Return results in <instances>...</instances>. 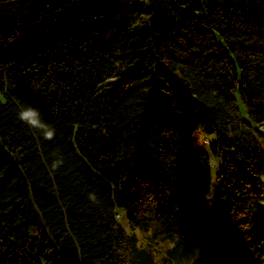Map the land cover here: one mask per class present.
I'll use <instances>...</instances> for the list:
<instances>
[{"label": "trees", "instance_id": "obj_1", "mask_svg": "<svg viewBox=\"0 0 264 264\" xmlns=\"http://www.w3.org/2000/svg\"><path fill=\"white\" fill-rule=\"evenodd\" d=\"M0 92V264H264V0H0Z\"/></svg>", "mask_w": 264, "mask_h": 264}, {"label": "rangeland", "instance_id": "obj_2", "mask_svg": "<svg viewBox=\"0 0 264 264\" xmlns=\"http://www.w3.org/2000/svg\"><path fill=\"white\" fill-rule=\"evenodd\" d=\"M218 39L220 40V36L219 34L217 33L216 34ZM239 78H240V74H239ZM0 97H2V93L0 92ZM236 98H237V102H238V105L240 107V111H241V114L244 118H247L248 117V111H247V107L246 105L244 104L241 96H240V93H239V82L238 84L236 85ZM209 139L212 137L211 135H208ZM193 139H194V143L196 146L198 147H201V148H207L208 147V143L206 141L207 137L205 134H203L202 131H198L194 134L193 136ZM216 161L217 159H212V171H213V174H215L216 170H217V165H216ZM218 161H219V158H218ZM263 181H264V175H263ZM212 192H214V188L212 189ZM262 215V219H264V212L261 214ZM120 221L122 222L123 226L129 230V231H132V227H131V224L128 220V217L126 214H123L121 217H120ZM264 229V227H263ZM135 231L137 232V234H141V231L139 228H135ZM259 238L261 240H263V237H264V230L261 231V233H259ZM141 239H142V236H140ZM157 248L156 252L157 253H162L164 252V250L169 246V243L167 240H163L161 242H159L157 245H155ZM159 248V249H158Z\"/></svg>", "mask_w": 264, "mask_h": 264}, {"label": "clouds", "instance_id": "obj_3", "mask_svg": "<svg viewBox=\"0 0 264 264\" xmlns=\"http://www.w3.org/2000/svg\"><path fill=\"white\" fill-rule=\"evenodd\" d=\"M17 118L27 124L31 129H35L44 140H53L55 138V128L41 118L38 108L31 105H22L17 112ZM63 163V158L54 160L51 164V171L56 170Z\"/></svg>", "mask_w": 264, "mask_h": 264}, {"label": "bare ground", "instance_id": "obj_4", "mask_svg": "<svg viewBox=\"0 0 264 264\" xmlns=\"http://www.w3.org/2000/svg\"><path fill=\"white\" fill-rule=\"evenodd\" d=\"M263 126H264V124H263Z\"/></svg>", "mask_w": 264, "mask_h": 264}]
</instances>
